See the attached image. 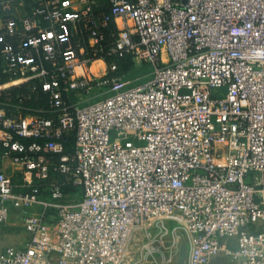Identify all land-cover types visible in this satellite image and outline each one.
Here are the masks:
<instances>
[{
  "label": "built area",
  "instance_id": "obj_1",
  "mask_svg": "<svg viewBox=\"0 0 264 264\" xmlns=\"http://www.w3.org/2000/svg\"><path fill=\"white\" fill-rule=\"evenodd\" d=\"M103 4L0 0V154L33 178L0 170L27 233L0 264H122L170 214L189 264H264V0ZM126 55L150 77L113 73Z\"/></svg>",
  "mask_w": 264,
  "mask_h": 264
},
{
  "label": "rangeland",
  "instance_id": "obj_2",
  "mask_svg": "<svg viewBox=\"0 0 264 264\" xmlns=\"http://www.w3.org/2000/svg\"><path fill=\"white\" fill-rule=\"evenodd\" d=\"M131 59L133 65L126 73L121 74L131 82L148 79L151 68L147 63L136 61L133 56ZM94 97L90 95L85 98L93 99ZM4 161L5 167L1 166L7 173L13 175L15 183L33 181L32 176L27 172L19 173L10 160ZM53 181L65 182V194L69 202L78 203L82 199V189L69 184L65 176H53ZM190 247V235L179 215L158 216L136 226L131 234L122 264H176L179 258L182 264H189Z\"/></svg>",
  "mask_w": 264,
  "mask_h": 264
},
{
  "label": "crops",
  "instance_id": "obj_3",
  "mask_svg": "<svg viewBox=\"0 0 264 264\" xmlns=\"http://www.w3.org/2000/svg\"><path fill=\"white\" fill-rule=\"evenodd\" d=\"M96 64H98V62ZM5 159L6 158L2 157L0 154V170H5L4 169ZM1 165H3L4 167H2ZM26 242H27V233L24 229V224L23 221L21 220V216L18 213H12L6 224H0V250L4 246L10 244L25 245ZM176 264H182L180 258L177 260Z\"/></svg>",
  "mask_w": 264,
  "mask_h": 264
},
{
  "label": "trees",
  "instance_id": "obj_4",
  "mask_svg": "<svg viewBox=\"0 0 264 264\" xmlns=\"http://www.w3.org/2000/svg\"><path fill=\"white\" fill-rule=\"evenodd\" d=\"M100 1L104 2L103 6L106 5V0H100ZM131 57H132L131 55H126L123 57L110 56V57H106V61L108 63H111L113 60L117 61L118 68L113 73L119 74L120 76L124 77L121 73H126L128 71V69L133 65V61H132ZM149 68H150V66H149ZM70 143H72V137H71ZM50 215L51 214L48 215L49 220L52 219V217Z\"/></svg>",
  "mask_w": 264,
  "mask_h": 264
},
{
  "label": "bare ground",
  "instance_id": "obj_5",
  "mask_svg": "<svg viewBox=\"0 0 264 264\" xmlns=\"http://www.w3.org/2000/svg\"><path fill=\"white\" fill-rule=\"evenodd\" d=\"M97 63V62H96ZM99 63V62H98Z\"/></svg>",
  "mask_w": 264,
  "mask_h": 264
}]
</instances>
